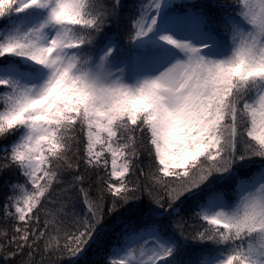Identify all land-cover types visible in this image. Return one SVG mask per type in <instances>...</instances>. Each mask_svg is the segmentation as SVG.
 Listing matches in <instances>:
<instances>
[{
	"label": "snow or ice",
	"instance_id": "6c2138e0",
	"mask_svg": "<svg viewBox=\"0 0 264 264\" xmlns=\"http://www.w3.org/2000/svg\"><path fill=\"white\" fill-rule=\"evenodd\" d=\"M215 6L148 0L125 45L120 0H0V173L24 181L0 200L2 264H35L41 242L83 256L134 205L101 264H264V0Z\"/></svg>",
	"mask_w": 264,
	"mask_h": 264
},
{
	"label": "trees",
	"instance_id": "16d2710c",
	"mask_svg": "<svg viewBox=\"0 0 264 264\" xmlns=\"http://www.w3.org/2000/svg\"><path fill=\"white\" fill-rule=\"evenodd\" d=\"M105 2L110 6L112 0H105ZM148 0H120V3L123 5L122 8V15L123 19L119 23V25H113L110 29L112 32L116 33L120 36L122 42L127 45L129 43V37L134 34L129 20L127 17L132 12H138L142 3H147ZM232 0H185L183 2L175 4L173 11H178L180 13L185 12L186 10H192L194 8H203L206 10L209 15L214 20H219L222 9L216 7L215 5L218 4H229ZM228 11H232V9H228ZM86 141L83 140L79 145V152L81 157L80 168L75 172V175H85V183L82 185L89 191V195L92 198H95L99 192V176L106 175L103 169H100L98 173L89 170L86 174L84 172L85 165L83 163V156H84V148H85ZM3 155V152H0V156ZM109 160V171L111 167V157L108 156ZM258 162V161H257ZM75 163V161H74ZM144 164L147 163L146 160L143 161ZM255 168V166H254ZM147 172L148 169L145 168ZM72 178V173H66L61 179L67 181ZM113 180L115 178H112ZM135 179V178H134ZM139 180L141 183H146V178L144 175L139 176ZM22 176L18 173L16 169H11L7 172L0 173V200H2L7 195H12V190L10 185L15 183H23ZM67 187L66 184H61L57 188V192L60 191L61 188ZM223 189V184L221 182H216V190L221 191ZM73 201L76 203V210L79 211L80 207L83 206V199L82 197H78L77 192L70 193ZM140 199L138 202V208L140 212H147L149 198L147 192H144L143 195L137 194ZM227 198V197H226ZM207 199V197H206ZM110 206V204H109ZM135 205L133 209H130L128 206H124L121 208L120 213L116 217H108L107 222L112 227V231L106 234L103 238H98L96 242L92 244L90 248H88L87 252L83 256H71L67 250L60 249L59 251L55 252H47L44 250V243H40V249L37 254L34 256L35 264H101V262L105 259H113L116 258L112 253L111 249L114 245L117 244V240L120 236L119 231V224L122 219H127L132 210L135 209ZM165 210H167V204L164 206ZM71 211V209H69ZM193 211H196L193 209ZM182 216L186 222V227L184 229V234L191 238L192 236L196 235L199 231H203L202 221L197 219H193L191 216V212L188 214L182 213ZM45 219V217H42ZM51 219V218H48ZM70 221H65V223H69ZM125 242H127V237H125ZM190 244H193L196 247H200L201 245L197 241H192L190 239ZM206 248H212V245H203ZM6 255V254H5ZM208 259V256H202L200 258V264H205ZM2 264V261H0Z\"/></svg>",
	"mask_w": 264,
	"mask_h": 264
},
{
	"label": "rangeland",
	"instance_id": "374dc122",
	"mask_svg": "<svg viewBox=\"0 0 264 264\" xmlns=\"http://www.w3.org/2000/svg\"><path fill=\"white\" fill-rule=\"evenodd\" d=\"M183 1H185V0H171V3L173 4V5H175V4H177V3H180V2H183ZM190 1V0H189ZM192 1V0H191ZM175 13H177V14H182V13H180V12H178V11H174ZM150 239V238H149ZM150 246V245H149ZM117 258V257H116ZM206 264V263H205Z\"/></svg>",
	"mask_w": 264,
	"mask_h": 264
}]
</instances>
